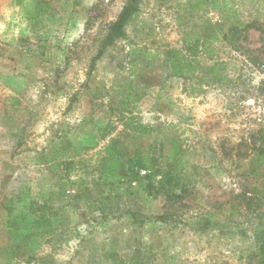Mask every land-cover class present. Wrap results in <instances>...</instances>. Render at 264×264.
Here are the masks:
<instances>
[{"label": "rangeland", "instance_id": "374dc122", "mask_svg": "<svg viewBox=\"0 0 264 264\" xmlns=\"http://www.w3.org/2000/svg\"><path fill=\"white\" fill-rule=\"evenodd\" d=\"M125 3L0 0V264H264V0Z\"/></svg>", "mask_w": 264, "mask_h": 264}, {"label": "trees", "instance_id": "16d2710c", "mask_svg": "<svg viewBox=\"0 0 264 264\" xmlns=\"http://www.w3.org/2000/svg\"><path fill=\"white\" fill-rule=\"evenodd\" d=\"M138 1L139 0H126L124 7L115 21L107 24L106 33L100 46L101 48L98 53V58L101 57L107 49L114 47L119 40L125 38V27L127 23L139 10ZM193 47H198V43H196ZM210 50V46L206 47L207 55L212 58L213 53L209 52ZM197 55L198 54L193 50L189 55L179 49H172L168 53V58L174 76L181 79H189L193 77L197 73V67L191 62L190 56L196 57ZM171 147V154L168 158L174 159L181 151L175 142L171 144ZM150 169L151 164L149 163V158H145L143 153L138 152L128 163L129 180L131 182H138L141 179V172L148 171ZM174 178L176 177H171L169 180ZM8 226L9 228L17 226L13 218H11L8 222Z\"/></svg>", "mask_w": 264, "mask_h": 264}]
</instances>
